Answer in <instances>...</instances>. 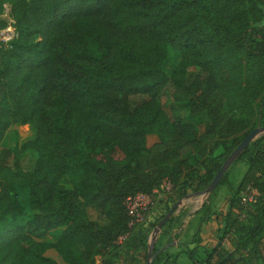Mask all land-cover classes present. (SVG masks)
<instances>
[{
  "label": "trees",
  "instance_id": "16d2710c",
  "mask_svg": "<svg viewBox=\"0 0 264 264\" xmlns=\"http://www.w3.org/2000/svg\"><path fill=\"white\" fill-rule=\"evenodd\" d=\"M4 3L14 36L0 44V141L16 123L34 135L0 149V264H56L49 248L65 264H144L169 207L130 223L125 197L144 193L151 208L162 179L173 202L200 193L264 126V0H0V28ZM169 51L177 61L165 70ZM167 85L177 106L203 117L198 135L158 104ZM25 150L35 154L29 171L16 158ZM240 159L239 180L230 185L227 168L217 183L228 187L219 208L199 207L212 245L188 247L201 242L197 230L177 242L190 264H251L261 250L264 134L231 164ZM86 206L104 222L89 221ZM160 247L151 242V264H178Z\"/></svg>",
  "mask_w": 264,
  "mask_h": 264
},
{
  "label": "rangeland",
  "instance_id": "374dc122",
  "mask_svg": "<svg viewBox=\"0 0 264 264\" xmlns=\"http://www.w3.org/2000/svg\"><path fill=\"white\" fill-rule=\"evenodd\" d=\"M3 5H6V4L4 3ZM172 52L173 51L168 52V57H167V60L164 66L165 70H169L171 66L177 61V55ZM157 102L169 116L176 115L179 117L181 122H186L187 124H189L193 129V134L198 135L201 132L203 117L202 116L196 117V116L190 115L188 114L187 109L177 106V103L171 97V88L169 85L165 86L159 92V94L157 95ZM33 135H34V130L30 125L19 124V123L12 124L6 129V131L3 134V137L0 141V149L1 148L11 149L13 146H19L23 141L31 139ZM155 140H156V136L154 134L146 135L147 145L151 144ZM194 154H195V151H194ZM16 158H17V161L20 167L26 171H29L32 168L35 154L31 150H25V151L18 153L16 155ZM244 167H245V161L243 159H240L234 162L233 164H231L228 167L227 172H226V181L230 185L235 184L239 180ZM64 178L70 183L76 182L75 179L67 178L66 176H64ZM227 190H228L227 184L220 183L216 185V187H214V189L208 192L207 194H203L205 195L204 196L205 198H203L202 201L207 200V204L211 205L212 208H214L219 204L222 196L226 193ZM156 191H157V195L155 199H160V201H157L151 208L146 207L144 211L140 212V216H141L140 221L141 220L147 221V219L149 220L150 215H152L153 213L155 214V216H157L158 213H162V211L164 210V207L166 206L169 207L173 203L171 185L166 179H162L159 182V184L156 186ZM208 196H209V199H207ZM192 199L196 200V198H192ZM143 201L146 202V200H143ZM183 202L184 204L188 203V201H183ZM194 203L196 206L199 207L200 203L198 199ZM178 206H176V208L172 212V217L174 218L173 223L168 222L167 225L164 224V226L162 225L160 228H158L154 236V239H153V242H155V244L165 245V243H170L171 241H174V240L186 242L189 239L190 233L195 231L194 230L195 227L192 226V220H191L192 218H186V216H190L194 214V212H187L189 207H184L183 212L179 210L178 214H175L177 213L175 211L178 208ZM85 213H86L87 219L89 221H92L96 226H99L100 224L104 222V219L98 214L97 210H95L91 206L85 207ZM128 216L130 219V223L137 222L134 220L133 215L129 214ZM180 219H184V220L181 221ZM185 219H186V223H185ZM151 221H152V217H151ZM58 230L59 228H56L50 231L40 240L45 241V242L53 241ZM196 230L198 231V229ZM164 248H166L165 249L166 252L174 251V248H172V246L169 244L164 246ZM44 255L50 257L53 261L56 262V264H65L59 258L56 252L51 248L46 249L44 251ZM180 256L182 257L179 259L181 260L186 259V257H184L182 254H180ZM248 261L251 262V264H258V262L262 263L264 261V253L262 252V250H259L255 255L253 254V256H251Z\"/></svg>",
  "mask_w": 264,
  "mask_h": 264
},
{
  "label": "crops",
  "instance_id": "0c3cea01",
  "mask_svg": "<svg viewBox=\"0 0 264 264\" xmlns=\"http://www.w3.org/2000/svg\"><path fill=\"white\" fill-rule=\"evenodd\" d=\"M146 145H147V143H146ZM244 169H245V167H244ZM244 169H243V171H244ZM233 185H234V184H233ZM227 192H228V191H226V193L222 196V198H221L219 204H218L216 207L212 208L211 205H208L210 211L215 212V211L219 208V206L222 204L223 200L225 199V197H226V195H227ZM204 196H205V195L200 194V193H190V194H187V195L185 196V198L182 199V200L180 201L179 206H178V208H177L176 211H175V212H177V213H175V214H178V211H179V210H181V212H183L184 207H189V209L187 210V212H194V214H192V215H190V216H186V218H192V219H191V220H192V226L195 227L194 230L198 229V234H199V236H200V238H201V242H200L199 244L189 243V244H187V246L190 247V248L193 247V246H195V247H197L199 250H200V249H201V250H202V249H206V248L208 247V245L211 246V245H212L211 241H213L212 238L206 233V231H205V229H204V226H203V223H202V222H199V217H200V215H201V209L199 208L200 205H199V207H198V206H196L195 203H194V202H196V200L198 199L199 203L201 204L202 199L205 198ZM209 196H210V195H209ZM209 196L207 197V199H209ZM192 198H196V200H193ZM183 201H188V203H187V204H184ZM206 202H207V200H206ZM180 208H181V209H180ZM185 213H186V212H185ZM153 214H154V213H153ZM153 214L150 215L149 221H151V217H152V219H153L154 217H156L155 214H154V215H153ZM156 214H157V213H156ZM159 214H160V213H158V215H159ZM182 214H183V213H182ZM194 218H195V219H194ZM180 220L183 221L184 219H180ZM173 221H174V218L172 217V219L170 220V222L173 223ZM170 222H169V223H170ZM185 223H186V219H185ZM165 225H167V224H165ZM194 230H193V231H194ZM192 233H193V232L190 233L189 238H190V236H191ZM188 240H189V239H188ZM188 240H187V241H188ZM177 242H183V241H176V240H174V241H171L170 243H165V245H161L160 248H164V246H166L167 244L171 245L172 248H174V251H170V252H168V253H176V254H177L176 262H177L178 264H190L189 261L187 260V258H186L185 260H181V259H179V258L182 257V256H180V254H182V253L180 252V247L177 245ZM173 243H174V244H173ZM172 244H173V245H172ZM224 247H225V246H224ZM260 248H261L262 252L264 253V237H263V236H262L261 239H260ZM164 249H166V248H164ZM182 255H183V254H182ZM183 256H184V255H183ZM184 257H185V256H184ZM179 261H180V263H179Z\"/></svg>",
  "mask_w": 264,
  "mask_h": 264
},
{
  "label": "water",
  "instance_id": "95a60500",
  "mask_svg": "<svg viewBox=\"0 0 264 264\" xmlns=\"http://www.w3.org/2000/svg\"><path fill=\"white\" fill-rule=\"evenodd\" d=\"M264 133V126H256L252 128L250 131H248L242 139L238 142V144L232 148V150L225 156V158L222 160L220 165L218 166L216 172L212 176L211 180L207 184V186L200 192V194H207L211 190L214 189V187L217 185L220 177L224 173V171L228 168V166L236 159V157L239 155V153L246 147V145L252 141L255 137L258 135ZM180 203V200H175L167 209V211L164 213V215L156 222L155 226L152 228L151 232L149 233L147 239V252H146V259L144 264H151L152 255H151V242L154 239V236L158 230V228L161 227V225L165 222L169 214L174 211L176 206Z\"/></svg>",
  "mask_w": 264,
  "mask_h": 264
},
{
  "label": "built area",
  "instance_id": "2783aa9c",
  "mask_svg": "<svg viewBox=\"0 0 264 264\" xmlns=\"http://www.w3.org/2000/svg\"><path fill=\"white\" fill-rule=\"evenodd\" d=\"M1 17L6 20V24L0 28V44L5 46L14 36V30L11 25L12 20L8 16V7L6 5H3ZM250 198V194L246 193L245 199L250 200ZM143 200H146V202ZM150 203L149 197L144 193H136L132 196H126L124 199L127 214L133 215L135 221H140V212L144 211Z\"/></svg>",
  "mask_w": 264,
  "mask_h": 264
}]
</instances>
